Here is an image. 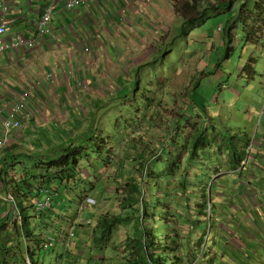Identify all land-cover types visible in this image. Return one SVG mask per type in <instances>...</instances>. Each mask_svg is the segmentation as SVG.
<instances>
[{
    "label": "rangeland",
    "instance_id": "1",
    "mask_svg": "<svg viewBox=\"0 0 264 264\" xmlns=\"http://www.w3.org/2000/svg\"><path fill=\"white\" fill-rule=\"evenodd\" d=\"M7 3L12 5L15 3V0H7ZM17 5L19 8H21V6H24L25 9L27 8L25 0H20L17 2ZM61 15L63 20L59 18V22H61L63 26L60 23L59 25L62 26L63 29H68L67 26H69L76 36L78 35L83 39L81 40L82 50L86 43L91 41L98 42L96 45H100V41L104 43L103 38L100 37L101 32L103 33L101 26L98 25L100 29L95 26L92 27L91 25L94 22L92 18L87 16L85 20L84 17H80L81 14H78L79 18L77 22H72L68 21L65 13H61ZM79 21L81 22V26L79 25V28L76 29L74 26L75 24H78ZM221 22L222 19L219 16L212 17L202 25L193 27L187 31V33H185L187 39L178 38L170 40L167 36L165 40L167 42L158 41L157 44H154L153 42H145L140 47L141 53H139L140 50L136 44H131L129 46L123 44V51L117 52L118 59L116 61L111 59L107 49H104L101 54L96 53L99 50L98 48L96 49V52L95 49L92 48L88 57H91L93 63H95L94 70H89L88 75L84 74L82 71L84 79L80 84L71 79L70 75H68V70L66 69H62L59 74L53 69H47L46 64L48 63V58L52 57V49L44 51L41 48L42 55L39 56V61L36 62V64L39 63L41 69L38 72L35 69H33L34 71L31 70L33 74L25 80L29 83H32L30 80H33V82L41 81V85H44L40 74L42 75L47 71L53 73L56 81L53 87L50 85L47 86V88H49V90H46L45 95L47 102L43 97H40L43 99L41 102L31 100V102H36L39 106H42V112L40 114L37 116L32 115L34 116L33 126L35 128L28 131L30 132L28 135L25 133L26 130L23 131L21 129L16 132L9 144L12 143L15 145L18 143L16 141H20L21 144L24 143L28 149L29 142H32L33 137L36 136V129L40 128L37 131L39 134L43 131L44 136H52L53 133L51 132L53 130L55 131L58 125H50V123L55 120L58 121L57 124H60L59 126L64 128L63 130H69L68 134H80L84 129L86 122L84 116L87 114V101L90 102V100L94 98L109 99L110 97H114L117 92H119L120 85L118 83H120V79H122L123 82L126 81V83H129L133 79H138L139 77L134 76V73L139 68L141 70L144 65L146 67L141 70V77H143L146 82H150L151 84L152 82L155 83L154 86L151 85L150 87L151 89H155V91L153 93L140 91L139 97L141 102H139L138 106L140 107L144 101H151L154 103L152 107L146 110H144V106L140 107V111L142 114L146 112L148 119L155 117L157 120L160 119V130L157 131L159 137L164 135L168 124V128H170L171 124L174 123V120L178 119V113L181 109L183 110V107L196 113L198 103L194 102L192 99L198 98L192 96V89L194 88L193 85L196 79L200 76V85L198 86L199 91L197 92L198 95L202 96L201 99L206 101L205 105L208 110L206 108L205 110L207 114L209 112L210 116L208 117V121L221 131L226 128V130H229L230 134L233 135H239L244 131L248 133L251 138H257L259 141H262L264 139V88L261 87V80L264 81V45L260 47V51L258 52L255 47L245 45L243 42L242 27L240 26L234 36L232 46L233 53L229 59L219 62L218 59L220 57L215 54V52L218 49V45L221 46L222 43V39L219 37L221 33L217 31V25ZM55 27L59 26L55 19H53V21L46 24L43 37L49 36L50 34L54 36ZM169 29L170 28L166 30ZM16 36H19V34L13 37H8L6 35V38L7 40H11ZM171 45L175 49V52L172 54ZM105 46L107 45L105 44ZM164 49L169 50L165 56L167 57L169 54L171 55L170 59H168L170 62L165 59H163L162 62L161 55ZM83 53H85L84 50ZM250 57L256 60L254 65L255 68L252 69L246 67L248 66V59ZM30 58H32V56H30ZM24 62L23 57L15 58L9 69L11 73L9 80L18 89L17 93L15 92L16 90L13 91L10 89L9 95L11 100L19 93L21 94L24 92V89H22L24 83L19 81L18 77L19 73H23V69L28 66V64L25 65ZM102 67H105L103 70L107 81L106 84L104 82L98 84L96 81L97 73H99ZM248 67L250 68V66ZM254 69L257 73H254ZM65 73L67 74L65 75ZM201 73L206 74L203 76ZM256 74L259 76H256ZM255 76L256 78L254 79ZM118 77L119 80L117 81ZM13 93H16V95ZM118 99L121 101L118 108L109 109L106 112L105 109H100V111H98V104L96 103L91 106L92 110L96 111L95 115L96 118L99 119V125L106 129L105 134L97 132V139L108 135L107 137L111 136L113 140L110 146H108V152L103 154L101 160L97 161L94 159L93 162L91 161L93 157L90 156L88 158L83 157L80 160V164L78 165V176L76 177V181L72 183V187H75L74 191L76 190V192L79 193L78 196L82 198L85 195H88V197L94 198L96 204L89 208L86 207V210L80 212L77 205L78 199H76L74 191L67 193L63 199L62 209L67 210L72 208L73 211L76 212L75 216L77 217V221L72 222L69 225V230L66 234L67 241L65 239V243L61 242L63 247H68V250L70 249L71 252L68 254L67 264H127L129 257L132 256V254H130L132 247L126 249V247H128L126 240L128 237H130V239L133 238L135 223H130L129 226L125 225V227L123 225L119 226L114 230L109 241L98 243L91 240L93 239V236L96 235V232L93 234V230L95 229L101 214V216L105 215L104 213L106 211H108L107 213H120L115 191L119 186L117 180H119V174L121 173L120 170L123 172L131 170L129 168L131 164L126 163L124 156L128 153L133 154V151H130L129 149V146L132 145V136L130 134L132 132L126 133L122 129V123H125V120L132 116L135 111H129L126 108H122V104L128 103L130 99L128 101L127 99L119 97ZM63 104H66V106H63ZM116 110H118V112L114 116L113 111ZM247 112H250L254 116V121L250 119ZM117 114H120L121 120L117 119ZM207 114H205V117H207ZM70 117L75 121V124H72ZM115 118L120 124L117 126V129L119 130L116 129V131L112 129ZM212 135L213 132L210 131V136ZM39 140H44L46 142L49 140V137L43 138V136H41ZM109 141H111V139H109ZM111 145L113 146L111 147ZM249 154L252 155V152H249ZM107 155H109L110 161L112 159L111 162L108 160L104 161ZM121 159L125 169H120V167H123ZM100 161H104L103 165H105L106 168H103L102 170L99 169ZM203 164L207 170L202 172L201 179L205 183L209 182L210 185L214 184L212 190V204L215 209H212V218L213 220H216L217 218L219 221H222L223 218L226 217L228 204H232L231 198L236 194L240 187H246L247 182L245 180L239 182L244 185L241 186V184L238 185L237 183L234 185L233 183L231 184V179L228 180V178L221 181V178L227 174L221 171L220 166L214 165L208 159L204 160ZM94 169L100 172V177L103 176L102 178L107 180L106 185H104L105 189L103 190L104 196L103 198L101 197V199H98L96 198L97 196H95V194H102V189L99 187L101 182H95L96 179L94 178V175L96 172ZM217 170L219 173L216 172ZM19 172L20 174L24 173L21 169ZM247 172L248 170L245 169L242 173L245 176ZM192 183L195 184L194 181H192ZM230 186H232V188H230ZM236 186L239 188H235ZM231 190H233V193L229 195V191ZM217 191L219 194H217ZM72 194H74V196H72ZM199 199L202 201L203 198ZM208 200L210 201V198ZM54 203L56 204V202ZM37 216H39L38 213ZM85 221H91L92 224L86 225L84 223ZM146 222L147 224H145V226L151 228V224L148 221ZM220 223H224V221ZM71 225H74L73 229L71 228ZM262 226L263 225L256 224L255 222L253 234H258L259 231H261ZM40 227H43L41 222L39 224V228ZM50 227L51 226H48L47 229ZM220 227L221 225H219L218 230L214 228L211 230L207 229L204 235H202V230H196L197 237H200V235H202V238L211 237L212 235L215 236V238L209 243V246L212 248L202 249L203 251L205 250V252L202 253L201 262H198L197 260L199 256L198 251L200 249H197V251L193 253L191 252L193 250L192 248L195 249V247H188V241L187 239H183L184 234L181 228H179V230H182L180 231L179 247L174 251L168 250L167 253L164 252L167 257L170 255L173 259L176 256H180L185 261L183 264H191L190 254L195 256V261L192 264H249L251 259L249 258L247 251H249L250 248H256L254 244L255 242L250 238H241V244L234 246L236 248H243L242 250L243 253L245 252V256L238 257L237 259L233 258V255H230L229 251H225L221 241H217L216 239V236H221L224 232L226 233L225 227ZM168 229L169 226L160 229L162 232L161 234L163 235L162 239H165V236L167 239V234L171 232V230ZM82 231L85 233L83 236L81 233ZM17 232L19 235H23L24 238H26L23 232ZM71 234L74 235L71 236ZM38 235L37 239L36 236L30 238L31 242L36 244L35 247H37L39 241L43 240V234ZM64 235L65 234L63 233L60 234V236L63 237ZM263 236L264 235L259 236L258 238L260 239ZM63 237L61 239H63ZM1 242L3 243H0V247H4V235L1 236ZM48 242V247L54 246V241L52 244L51 241L48 240ZM96 245H98V247H96ZM261 246L262 247H259L264 248V245ZM22 247H24V245H22ZM32 247L34 251V246ZM149 253L151 254L152 251L149 250ZM255 253L256 252L251 255H254ZM0 254H3V251H0ZM262 255L264 257V250L262 251ZM0 257H2V255H0ZM40 257L42 264H49V260L45 259L44 252L40 254ZM257 257L261 260L259 256ZM26 264H31V260L26 259ZM262 264H264V259Z\"/></svg>",
    "mask_w": 264,
    "mask_h": 264
},
{
    "label": "trees",
    "instance_id": "2",
    "mask_svg": "<svg viewBox=\"0 0 264 264\" xmlns=\"http://www.w3.org/2000/svg\"><path fill=\"white\" fill-rule=\"evenodd\" d=\"M174 6L176 13L183 18L179 33L186 39L185 33L193 27L200 26L215 16L222 19L223 32L221 31L219 36L222 43L215 52L220 57L219 62L229 59L233 53V32H237L240 26L245 45L257 46L264 37V0H174ZM178 38L180 37L173 36L170 40ZM171 50V54L175 52L173 46ZM168 52L169 50L165 49L162 52V62L163 59L170 62L168 59L171 55L165 56ZM255 62L256 60L250 57L247 64L250 68L246 67L255 68ZM145 67V65L142 66V69ZM141 70L139 68L134 73V76L140 79L131 80L129 83L132 84L120 79L118 83L120 89L114 97L90 100V104L86 105L87 114L84 116L86 122L80 134H68L69 130L56 127V130L51 132L53 134L49 140L46 142L40 140L41 144L34 146L38 152L28 151L25 156L28 157L27 159L18 161L15 155H11V161L6 165L11 172H14L10 180L4 178L3 165H0V184H4L5 190L11 192L16 200L15 206L20 216L19 224L27 239L35 236L31 228V221L37 216L34 200H40L45 194H49L59 199L60 202L52 198L53 203L56 202L54 206L61 209L64 196L74 191L75 187H72V183L78 176L80 160L90 156L93 157L91 161L94 159L98 161L102 159L104 153L108 152V146L113 139L111 136L107 137L108 135L97 139V132L105 134L106 129L99 125L96 111H93L91 106L96 103L98 111L105 109V112L109 109H117L121 102L119 97L127 101L130 99L128 101L130 108L128 103H123L122 108L135 111L125 120V123H122V129L126 133L132 132L130 133L132 145L129 149L133 151V154L128 153L124 156L126 163L131 164L129 167L131 170L125 172L120 170L119 180H117L119 186L115 191L120 213L106 211L105 215L101 216V214L93 230V234L96 232V235L91 240L98 243L109 241L112 233L119 226L125 227L135 223L133 238L128 237L126 240L128 245L126 249L132 247L130 252L132 256L129 257L127 264H183L185 261L180 256L173 259L165 254L168 250L174 251L179 247L182 230L183 239H187L188 247L201 249L204 242L202 235L206 227L205 222L208 217L212 219V209H215L212 204L214 184L210 185L209 182L205 183L201 179L202 172L207 170L203 161L208 159L214 165L220 166L223 173L231 175L232 171L236 172L242 163L253 138L244 131L239 135L230 134L226 128L221 131L208 121L210 116L205 110V108L208 110L206 101L201 99L202 96L197 92L200 76L192 89V96L198 98L192 99L198 103L196 113L183 107V110L181 109L178 113V119L174 120L170 128L168 124L164 135L159 137L157 131L160 130V119L157 120L156 117L148 119L147 113L142 114L140 111V107L144 106L146 110L154 103L144 101L140 107L138 106L141 102L140 91L151 93L155 91L150 88L155 83L146 82L141 77ZM254 73H257L255 69ZM113 112L115 116L118 110ZM116 117L120 119V114ZM117 119L115 118L112 125L115 131L120 125ZM210 131L213 132L212 136ZM106 160L110 161L109 155L104 161ZM104 161H100V170L106 168L103 165ZM123 168L125 169L124 166L120 167V169ZM20 169L24 171L23 174H20ZM94 171L96 172L95 182L100 181L99 187L102 189V194H95V196L101 199L104 196L103 190L107 180L102 178L103 176L100 177V172L95 169ZM216 172L219 173L218 170ZM225 178L226 176L221 180ZM74 194L79 201L88 197L85 195L81 198L76 190ZM217 194H219L218 191ZM199 198H203L202 201ZM49 212L50 210L39 213V217ZM146 221L151 224V228L145 226ZM166 226H169L168 230L171 232L167 234V239L166 236L162 239L160 229ZM198 229L202 230L200 237L196 236ZM48 240L51 239L44 238L39 242L42 249L47 246ZM0 243L3 242L0 241ZM149 250L152 251L151 254ZM0 251H3V254H0L2 255L0 264L7 262L9 251L13 253L10 257L21 254L20 259H17L20 260L19 264H26V259H30L32 264H40L39 256L30 252L29 247L9 249L1 247ZM43 251L46 252V250ZM191 252L193 253V250ZM190 255L192 264L195 256Z\"/></svg>",
    "mask_w": 264,
    "mask_h": 264
},
{
    "label": "crops",
    "instance_id": "3",
    "mask_svg": "<svg viewBox=\"0 0 264 264\" xmlns=\"http://www.w3.org/2000/svg\"><path fill=\"white\" fill-rule=\"evenodd\" d=\"M19 1L20 0H15V3L11 5L10 11L8 12L7 36L13 37L17 34L25 33L28 38H31L32 36L37 37L38 42L33 48L26 46L17 47L12 50H6L5 52L0 53V106L5 101H11L9 95L10 89L13 91L16 90V93L18 92V89L9 80L11 77L9 69L15 58L23 57V60L25 61L24 64H28V66L23 69L24 72L19 73L18 75L19 81L24 83L22 89H24V91L30 89L33 100H37L39 102L43 100L40 97L45 98L46 90H49V88H47L49 83L44 79V75L47 73V71L42 75L40 74L44 85H41V81L33 82V80H30L32 83H29L25 79L29 78V76L33 74V69H35L37 72L41 69L39 63L36 64V62L39 61V56L42 55L41 48L44 51H49L52 49L53 54L52 57H49L47 60V69H53L57 72V74H59L62 69H73L76 74L78 73V77L82 82L84 79L82 71L84 74L88 75V71H93L95 65V63L92 61V58L88 57L90 53H83L81 46V40L83 39H81V37L78 35L76 36L71 31L69 26H67L68 29H63V25L61 22H59V18L63 20L61 12H64L65 10L64 2L54 12L53 19H55L57 25L59 26L55 27L54 36L50 34L49 36L43 37L44 35H38L36 32L34 20L40 16L45 5L51 0H25L27 5L26 9L24 6L19 8L17 5V2ZM98 2V0H90V6L92 7L91 13L89 12V9L84 7L78 8L73 12L67 11V19L68 21L77 22L79 18L78 14H81L80 17L88 16L89 18L93 19L94 22H91L92 27L95 26L96 28L100 29L98 26L100 25L103 31V33L101 32L100 37L103 38V41L107 46H105L102 41L99 42L100 45H96L98 42L94 41L92 46L95 49V52L97 48L99 49L96 53L102 54L104 49H107L108 54L114 61L118 59L117 52L123 51V44H127L128 46L131 44H136L140 50L139 53H141L140 47L145 42H153L154 44H157L158 41L167 42L165 41L167 36L168 39H171L173 36L183 38V35L179 33V28L181 27L183 18L178 13H176L174 0H100V3ZM1 18L2 10L0 7V19ZM59 23L62 26H60ZM79 25L81 26L80 21L78 24H75L74 27L78 29ZM168 28L170 29L166 30ZM5 43L7 44V42ZM263 45L264 37L260 40L257 47H253H255L258 52L260 51V47ZM30 56H32V58H30ZM103 68L105 67H102L99 73H97L96 81L98 84L100 82H104L105 84L107 83ZM66 74L67 73H65V75ZM118 80L119 77L117 78V81ZM261 87L264 88L263 80H261ZM16 93L13 94L16 95ZM100 99L101 98H94V100ZM87 104H90V102L87 101L86 105ZM63 106H66V104H63ZM28 110L34 114V116H37L42 112V106H39L36 102H31L28 105ZM247 113L250 116V119L254 121V116L250 112ZM34 116H31L30 119H27V123L23 130H26V135L30 133L28 131H31L35 128L33 126ZM70 120L72 121V124H75V121L72 120V117H70ZM57 123L58 121L55 120L51 122L50 125L55 124V126L58 125L57 127H61L59 126L60 124ZM39 129H36V136L33 137L32 142H29L28 149L24 143L21 144L20 141H16L15 139L14 140L18 142L17 144L14 145L11 143L0 148V165H3V176L5 179L10 180L9 178L11 174L14 173L11 172L9 167H6V165L11 161V155H15L18 161H22L28 158L25 157L26 154H28V151L32 153L38 152V150H35L34 146L41 144L39 138L42 134H44L43 131L42 134L37 133ZM45 137H49V139L51 138L49 135L43 136V138ZM254 142L252 156L247 165L249 168V173L243 176L240 181H237L238 178L235 175H226L228 180L231 179L230 182L231 184L233 183V185L236 183L239 185V182L243 180L247 182L246 187L238 188L241 192L243 191L242 194L249 199V202L244 200L242 197L243 195H239V192L237 191L236 194L231 198L232 204H228L226 217L222 220L224 223H220L222 221H219L217 218V221H213L216 222L214 229L218 230L219 225H221L220 228L225 227L226 229V233L224 232L221 236H216L217 241H221L225 251H229L230 255H233V258L236 259L238 257H244L245 252L243 253V248H236L235 246L241 244V238H250L255 242L253 243L255 244L256 248H250V250L247 251L249 258L251 259L249 264H262L264 259L262 251L264 248L260 247H262L261 245H264V236L260 239L258 237L264 235V139L259 141L256 138ZM234 172L235 171H232L231 174ZM0 188H4L2 191H0V241L1 236L4 235V249H9L11 247H22V245H24L25 247H29L30 252H34L35 255L37 254V256H39V260L41 259L40 254L44 252L45 259L49 260V264H67V258L70 249L68 250V247H63L61 242L65 243V239L67 241L66 234L69 230L70 223L77 221V217L75 216L76 212H74L72 208L64 210L62 207L59 210L53 209V211H50L48 214H43L42 217L36 216V218L31 221V228L34 231L36 239L39 236L38 234H43V240L44 238L51 239L54 241V246H46L42 249L41 244L39 245L38 243L37 247H35L36 244L31 242V239L28 241V239L24 238L23 235L18 234L17 231L22 233L21 225L19 224V213L17 215L16 210L13 209L10 203L4 198L5 193L8 192L5 190L4 184H0ZM230 188H232V186H230ZM235 188H237V186ZM232 193L233 190L229 191V195ZM54 200L59 201V199L56 197ZM56 210L58 212H56ZM40 222L43 227L39 228ZM252 222L263 225L261 227V231H259L258 234L256 233V235L253 234L254 224ZM84 223L89 224L88 221H85ZM48 226L51 227L47 229ZM61 233L65 234L64 237L60 236ZM81 233L82 236L85 234L83 231ZM62 237L63 239H61ZM214 238V235L208 237L206 248H212L209 246V243ZM32 246H34V251ZM197 249H200V247L193 249V252L197 251ZM202 249L204 248H201L198 251V262H201L202 253L205 252V250L203 251ZM43 250H46V252ZM254 252L256 253L251 255ZM8 253L9 256L5 264H19L20 260L17 259H20L21 254L10 257L13 253L11 251ZM257 256H259L261 260H259ZM40 264H42L41 260Z\"/></svg>",
    "mask_w": 264,
    "mask_h": 264
},
{
    "label": "built area",
    "instance_id": "4",
    "mask_svg": "<svg viewBox=\"0 0 264 264\" xmlns=\"http://www.w3.org/2000/svg\"><path fill=\"white\" fill-rule=\"evenodd\" d=\"M2 2V11L4 13V16L9 11V4L7 3V0H0ZM59 0H53V2L49 5V7L46 8L44 13L42 14L41 18H39L36 22L37 31L40 34L44 33V29L46 27V24L51 21V14L54 7H56V3ZM89 0H65V6L67 9L72 10L73 8H79L83 7L84 5H87ZM2 17L0 20V53L14 49L23 45H27L29 47L34 46L35 40L34 39H28L24 36H16L14 39L6 40L5 34L7 32V21L5 20V17ZM7 42V44L5 43ZM85 52L90 51V47L84 48ZM71 78L75 82H78V84L81 83L80 78L78 75L76 76L73 73H70ZM44 79L48 81L51 85L55 84V77L52 73H48L44 76ZM39 85V83H38ZM32 95L31 90L30 91H24L21 94H18L15 99L11 101H5L0 106V148L6 146L12 141V138L14 134L21 129L24 130L25 125L27 123V119H30V117L34 114H32L28 110V105L31 103ZM254 142L250 144L249 151L251 152L253 150ZM247 159L242 163V167L244 168L247 164ZM5 199L9 202H15L13 195L8 193L5 197ZM85 202L87 203H94L92 199H88ZM84 205L86 203H83ZM82 205V207L84 206ZM35 207L38 212H44L52 207L51 205V199L49 194H45V196L37 200L35 202ZM71 228H74V225L71 226ZM74 234H71V236ZM30 262V261H29ZM28 263V261H27Z\"/></svg>",
    "mask_w": 264,
    "mask_h": 264
},
{
    "label": "clouds",
    "instance_id": "5",
    "mask_svg": "<svg viewBox=\"0 0 264 264\" xmlns=\"http://www.w3.org/2000/svg\"><path fill=\"white\" fill-rule=\"evenodd\" d=\"M99 2L98 3H100V0H98ZM53 2V0H51L50 2H48L46 5H45V7H44V9H43V11L41 12V14H40V16L36 19V20H34V26H35V30H36V32L38 33V31H37V27H36V22H37V20L39 19V18H41V16H42V14L44 13V11L46 10V8L47 7H49V5L51 4ZM64 2V6H65V0H59L57 3H56V7H54V9L52 10V14H51V21H53V17H54V12H55V10H57V8L60 6V5H62V3ZM2 6V2L0 3V7ZM10 7H11V4H9V8H8V10L10 11ZM84 8H87V9H89V12L91 13V6H90V0L88 1V3H87V5H84L83 6ZM79 8H82V7H79ZM76 9H78V8H73L72 10H69V9H67V7L65 6V10H64V12H61V13H65L66 14V12L67 11H69V12H73L74 10H76ZM1 10H2V8H1ZM8 11V12H9ZM8 12L6 13V15L4 16V13H3V11H2V17L4 16L5 17V20L7 21V16H8ZM86 17L87 16H84V19L86 20ZM1 20V19H0ZM50 21V22H51ZM7 26H8V23H7ZM222 24H220V25H217V31L218 32H220L221 33V31H222ZM7 32H8V28H7ZM7 32H6V34H5V39L7 40V38H6V35H7ZM237 32H233V36H235V34H236ZM44 34V33H43ZM43 34H40V35H43ZM38 35H39V33H38ZM19 36H24V37H26V38H28L27 37V35H25V34H19ZM12 39H14V38H12ZM28 39H34L35 40V44H34V46H32V47H29V46H27V45H23V46H20V47H29V48H33V47H35L36 46V43L38 42V38L37 37H34V36H32L31 38H28ZM8 41V40H7ZM93 41H91V42H89V43H86V45L84 46V48L85 47H90V51L89 52H85V53H87V54H89L91 51H92V48H93ZM218 47H219V45H218ZM257 47V46H256ZM10 50H12V49H10ZM84 50V49H83ZM5 52V51H4ZM71 68V67H70ZM69 68V69H70ZM48 73H52V72H47L46 74H48ZM70 73H73V74H75L76 76L78 75V73L76 74V72L72 69V70H68V75H70ZM45 74V75H46ZM53 74V73H52ZM44 75V76H45ZM71 77V76H70ZM72 80H73V78H71ZM255 79V78H254ZM68 80H70V79H68ZM49 83V82H48ZM49 85L51 86V87H53L54 86V84L53 85H51L50 83H49ZM27 91H30V89L29 90H27ZM13 99H15V97L13 98ZM12 99V100H13ZM31 100H33V97H32V99ZM255 141V138H253L252 139V141H251V143L252 142H254ZM250 143V144H251ZM255 143V142H254ZM249 147H250V145H249ZM249 147L247 148V150H246V154H245V157H244V159H243V161H242V163L244 162V161H246V159L248 160L247 161V164H246V166L244 167V168H241L242 167V163L240 164V166H239V168L236 170V172H234L233 174H231V175H235V176H237V181H240V179H241V177H243L244 175H243V171L245 170V169H247L248 170V172L246 173V174H248L249 173V168H248V162H249V160H250V158H251V154H249ZM247 151H248V153H247ZM252 152V151H251ZM239 184H241V183H239ZM241 186H244L243 184H241ZM238 188V187H237ZM4 188H0V191H2ZM239 191V195H243L242 194V192L240 191V190H238ZM8 193H10L11 195H13L11 192H6L5 193V195H4V198L6 197V195L8 194ZM50 196V195H49ZM74 196V195H73ZM14 197V196H13ZM243 198H244V200H247L248 202H249V199L248 198H246L244 195L242 196ZM52 196H50V199H51V205H52V207L50 208V209H48V210H50V211H53V209H57V210H59V208H58V206H54V203H53V200H52ZM54 199V198H53ZM86 199L88 200V199H92L93 201H94V203H92V204H90V203H87V202H85L86 201ZM14 200H15V198H14ZM7 201V200H6ZM16 201V200H15ZM35 202L37 201V200H34ZM9 203H10V205L12 206V208L13 209H15L16 210V212H17V215H18V213H19V211L16 209V206H15V202H10L9 201ZM83 203H86L85 205L83 204ZM96 204V201L94 200V198H91V197H87V198H83V199H80V201L78 200V210L81 212V211H84V210H86L87 208H89L90 206H93V205H95ZM63 205V202L61 201V206ZM76 205V206H77ZM82 205H84L83 207H82ZM87 207V208H86ZM35 210H36V207H35ZM48 210H46V211H48ZM56 210V212H58ZM46 211H44V212H46ZM43 212V213H44ZM36 213H42V212H38L37 210H36ZM206 227L204 228V230L205 231H203V233L205 234V232H206V230L208 229V230H211L212 228H214V226H215V224H216V222L214 221L213 222V218L212 219H210L209 217L207 218V220H206ZM253 224H254V222H252ZM86 225H91L92 224V222L90 221L89 222V224H87V223H85ZM71 226H73V225H71ZM203 240H204V242H203V245H202V247L203 248H206V243H207V240H208V237H206V238H203ZM51 241V244H52V240H50ZM32 264V263H31Z\"/></svg>",
    "mask_w": 264,
    "mask_h": 264
}]
</instances>
